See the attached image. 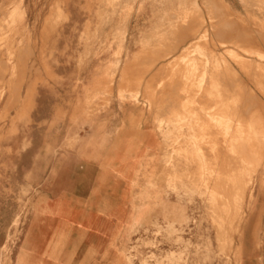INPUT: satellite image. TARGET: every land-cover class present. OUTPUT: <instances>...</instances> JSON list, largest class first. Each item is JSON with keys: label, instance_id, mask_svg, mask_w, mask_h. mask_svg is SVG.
Listing matches in <instances>:
<instances>
[{"label": "rangeland", "instance_id": "374dc122", "mask_svg": "<svg viewBox=\"0 0 264 264\" xmlns=\"http://www.w3.org/2000/svg\"><path fill=\"white\" fill-rule=\"evenodd\" d=\"M43 93L66 130L63 154L81 140L69 125L112 100L141 107L161 134L135 201L142 214L120 249L115 235L108 264H264V205L237 256L247 202L230 190L221 208L213 189L227 178L264 184V0H0V157L35 124ZM18 182L14 217L0 219V264H27L22 231L42 188Z\"/></svg>", "mask_w": 264, "mask_h": 264}, {"label": "crops", "instance_id": "0c3cea01", "mask_svg": "<svg viewBox=\"0 0 264 264\" xmlns=\"http://www.w3.org/2000/svg\"><path fill=\"white\" fill-rule=\"evenodd\" d=\"M208 37L221 41L216 34ZM214 52L221 54V48ZM38 96L35 124L1 147L0 219L9 223L14 217L8 203L15 177L21 179L17 185L38 184L42 195L22 231L27 264H108L115 235L120 249L130 219L142 214L135 201L163 152L161 134L141 107L112 100L85 125H69L68 136L81 140L63 154V122L44 108L57 103L49 104L45 93Z\"/></svg>", "mask_w": 264, "mask_h": 264}, {"label": "bare ground", "instance_id": "6f19581e", "mask_svg": "<svg viewBox=\"0 0 264 264\" xmlns=\"http://www.w3.org/2000/svg\"><path fill=\"white\" fill-rule=\"evenodd\" d=\"M234 29V28H233ZM224 31V30H223ZM229 31V30H228ZM226 33V32H225ZM186 35V34H185ZM185 39V38H184ZM163 51V50H162ZM175 52V51H174ZM245 52V51H244ZM246 54V53H245ZM250 54V53H248ZM158 56V55H157ZM236 57V56H235ZM241 57V56H240ZM247 59V58H246ZM236 60V59H234ZM240 61V60H239ZM166 62V61H165ZM234 62V61H233ZM258 62V61H257ZM214 65V64H213ZM249 65V64H248ZM261 65V64H260ZM224 66V65H223ZM263 67V66H262ZM230 68V67H229ZM232 68V67H231ZM216 75V72H214ZM232 73V72H231ZM258 93V92H257ZM222 97V96H221ZM245 97V96H244ZM242 100V99H241ZM248 104V102H247ZM256 107V106H255ZM226 108V107H224ZM257 109V108H256ZM239 110V108H238ZM243 112V111H242ZM248 112V111H247ZM243 115V114H242ZM209 125V124H208ZM223 137V136H222ZM225 139V138H224ZM227 139V138H226ZM252 142V141H251ZM218 143V142H217ZM222 143V142H221ZM219 150V149H218ZM223 156V153L222 155ZM259 156V155H258ZM222 160V157H220ZM257 158V157H256ZM219 160V159H218ZM220 160V161H221ZM227 160V158H225ZM259 160V159H258ZM224 163V162H223ZM226 163H228L226 161ZM224 163V164H226ZM222 165V164H221ZM220 165V166H221ZM223 168V165L221 166ZM226 169V168H225ZM224 169V170H225ZM231 170V169H230ZM225 176L232 177V175H228L227 173H224ZM220 176V175H218ZM223 178V177H221ZM248 180V179H247ZM247 180H232V179H224V180H219L216 182V184L213 186V189L215 190V193L218 194V201L221 205V208H225L226 205H228L227 197L228 194H230V190L232 191V194H242V197L245 198L247 202V210L245 212H240L238 217H237V222L235 225V230L237 231V236H236V248L238 250L237 256L239 252L241 251V248L243 247V229L246 226L247 222L249 219L252 220L251 225L248 227V235L254 226L255 223H257L258 219V213L261 207L264 205V184L259 177L258 181L259 183H249ZM218 186V187H217ZM208 187V186H206ZM211 188V187H210ZM218 188V190L216 189ZM239 200H242L239 198ZM241 203V202H240ZM241 204H239L240 206ZM247 235V238H248ZM25 244V243H24ZM236 259V258H235Z\"/></svg>", "mask_w": 264, "mask_h": 264}]
</instances>
